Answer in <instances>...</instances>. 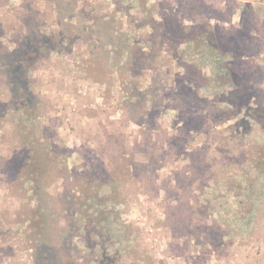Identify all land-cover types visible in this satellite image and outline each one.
Wrapping results in <instances>:
<instances>
[{"label":"rangeland","instance_id":"obj_1","mask_svg":"<svg viewBox=\"0 0 264 264\" xmlns=\"http://www.w3.org/2000/svg\"><path fill=\"white\" fill-rule=\"evenodd\" d=\"M74 1L0 0V52L63 37L27 71L22 125L0 68V264H43L40 244L95 264L84 197L119 264H264V0Z\"/></svg>","mask_w":264,"mask_h":264},{"label":"trees","instance_id":"obj_2","mask_svg":"<svg viewBox=\"0 0 264 264\" xmlns=\"http://www.w3.org/2000/svg\"><path fill=\"white\" fill-rule=\"evenodd\" d=\"M70 2L75 4L74 7H72L75 9L77 3L74 0H69V4ZM69 15L71 14L69 13ZM72 18H74V16H72ZM93 19H96L95 21L97 25L100 24V21L97 20L99 19L97 16H94ZM39 21L40 20H38V22ZM32 30L36 31L32 32ZM69 30V33L76 32L75 34L79 35L76 26L69 25ZM61 38H63L62 32L55 34L47 33V31L41 30L40 25H36L35 27H32L31 31L27 34V40H25L18 49L15 51H9L6 48L0 52V68L6 72V76H4V82H2L1 85H4L7 89H9V102L13 103L11 110L7 112L8 114L17 118V123L20 125L28 121L33 109H36V106L31 99L33 94L31 90H29L26 83L28 77L27 71L36 63L37 59L42 56L43 47L48 49H51V47H56L58 43L61 42ZM223 77H226V75H218L217 78L219 79V84L223 82ZM5 105L6 104H4V106ZM32 129H34L33 124H30L29 131ZM257 152V157L262 159L254 163V166L259 171L264 172V157L261 151L258 150ZM43 167H45V165L43 163L42 148L36 142H34L29 148L27 158L24 161V174H28L29 177L35 179V176L39 175ZM93 197L95 200L100 202L103 201V197L100 195H95ZM87 199V197H84L82 200L78 199L79 201H77V204L80 205L81 209L79 215L83 214L87 216L86 222L88 223L83 229L86 235L85 239H87V242H84L87 250L81 251L80 254L86 252L88 262L95 257V264H119L120 253L117 252L118 250L116 252H111L110 250L111 245L115 244L113 240V230L111 229L110 211L103 208L102 204H99L96 207L94 205V207H91V211H89ZM37 219L38 218L36 217V220L33 221L37 230L35 235L38 237V239L39 237L44 239V232L46 230L44 221L41 220L36 222L38 221ZM107 225H109V227H107ZM70 243H72V241H70ZM66 244L71 247L69 242ZM66 244L63 243L60 247L64 248ZM42 245L44 244L39 245V250L42 254V258L39 257V260L42 261L43 264H58V262L61 260V257L59 259V251L57 253L58 248L56 250L55 248L48 249L45 248V245ZM72 255L73 252L69 248V263L67 264H75V262L72 261L74 260Z\"/></svg>","mask_w":264,"mask_h":264}]
</instances>
